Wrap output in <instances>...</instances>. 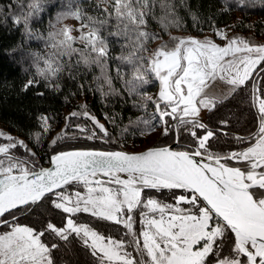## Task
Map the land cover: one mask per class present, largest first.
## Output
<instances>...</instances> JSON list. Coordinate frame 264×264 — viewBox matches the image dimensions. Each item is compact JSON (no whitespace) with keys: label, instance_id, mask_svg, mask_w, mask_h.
<instances>
[{"label":"snow or ice","instance_id":"snow-or-ice-1","mask_svg":"<svg viewBox=\"0 0 264 264\" xmlns=\"http://www.w3.org/2000/svg\"><path fill=\"white\" fill-rule=\"evenodd\" d=\"M100 4L108 7L101 9ZM17 5L23 8L24 0H17ZM238 6H248V0H239ZM7 7H13L12 0ZM44 7L45 0H27V11L9 15L15 25H23L30 37L45 40L50 49L45 55L35 54L37 75L48 86L63 71L64 58L71 61L75 56L76 64H95L103 71L112 58V43L121 42L122 47L132 48L127 56L114 58L133 66L132 79L126 81L129 93L139 95L143 106L151 103L155 108L151 119L135 123L143 124L149 133L159 123L162 135L171 134L176 144L187 132L191 143L184 150L166 145L139 153L58 151L51 155L50 166L42 167L24 141L0 130V139L7 141L0 143V264H61L56 254L61 248L76 253L77 244L90 257L86 264H264V44L229 37L213 25L223 45L209 37L169 36L171 47L165 42L144 56L141 53L148 52L150 41L162 39L147 31L150 18L158 19L164 32L170 25L179 27L170 0H99L97 15L68 0L55 21H49L46 36L34 34L31 28ZM157 8L163 13L159 17ZM4 11L0 5V13ZM69 18L78 26L63 23ZM150 76L159 82L157 96L139 91L151 82ZM107 82L111 85L110 79ZM37 83L29 79L23 90ZM246 89L256 128L247 136L231 135L246 145L243 149L220 151L213 141L218 134L230 135L225 131L232 115L229 105ZM81 107L82 113L72 112L70 117L82 114L108 136L104 125L86 106ZM204 113L210 121L211 114L216 115V127L204 122ZM39 122L44 132L50 130L48 116L41 115ZM86 138L98 137L92 132ZM62 139L64 135H58L52 145ZM17 148L28 157L17 156ZM146 190L172 192L173 202ZM49 205L65 214L61 224L50 219L41 227L20 223V214L43 216ZM137 212L139 232L134 228ZM81 213L123 225L127 231L120 238L105 235L75 219Z\"/></svg>","mask_w":264,"mask_h":264},{"label":"trees","instance_id":"trees-1","mask_svg":"<svg viewBox=\"0 0 264 264\" xmlns=\"http://www.w3.org/2000/svg\"><path fill=\"white\" fill-rule=\"evenodd\" d=\"M10 0H0V5L5 6L4 13H0V123L4 124L8 131L15 137L22 138L28 148L33 149L36 154L35 160L39 166L44 167L48 163L52 154L58 151L79 148H93L103 150L121 149L126 150L127 144L133 141L137 142V136L144 129L143 124H136L139 119H151L155 113L154 105L141 100L139 95L131 94L128 91L129 85L126 81L132 79L133 66L114 59L121 55L127 56L131 47H122L121 42H113L111 45L110 58L102 71L98 65L85 66L83 63L76 64L77 57L67 61L62 72L51 82L53 86H48V81L37 75L35 54L45 55L49 51L46 42L43 39H36L26 34L23 25H15L9 13L20 14L21 11H27V0H24L23 8L17 5V0H12L13 7H7ZM80 4L89 15H97L96 4L99 0H75ZM174 6L176 17L179 18V27L169 26L167 32L162 31L158 19L150 18L147 31L158 33L162 39L150 41L146 47L148 52L141 55L148 56L149 52L154 51L159 45L167 42L172 46L169 36H181L182 34L202 35L207 32H213L212 26L222 29L232 26L235 34L239 37L247 38L252 43L257 44L259 37L264 34V3L261 0H248V6L240 8L239 0H170ZM66 4L64 0H45L44 11L34 18L31 22L33 33L39 32L46 36L49 29V21H54L55 16L62 10L61 5ZM228 6L229 11H224ZM108 7L107 4H100V8ZM163 13L157 8L156 15L159 17ZM193 16L196 19H193ZM172 17H169V21ZM157 44H154L157 42ZM78 47L80 45H77ZM43 67V62H40ZM117 67L120 72L117 73ZM264 75V74H261ZM29 79H36L39 83L29 87L24 91V85ZM111 80V85L107 82ZM150 83L139 89L146 92L149 96H156L157 80L150 76ZM58 84L57 89L54 85ZM250 87V86H249ZM43 93V95H39ZM248 90H243L229 105L231 108V121L229 127L225 129L229 136L218 134L217 140L213 141L217 149L223 152L232 150H241L246 147L245 144L237 143L231 139V135L247 136L250 131L256 128V120L253 116L255 109L248 107ZM244 102L241 103L240 101ZM86 110L97 120L104 122V127L108 136L98 129L101 138L89 140L85 136L77 134H65L64 139L58 141L53 146L46 136H42L43 129L39 122L41 115L49 117V123L52 125H63L66 115L68 126L74 129L75 123H83L87 126L91 120L79 115L70 117L72 112L82 113ZM209 127H216V115L206 113L203 118ZM133 122V123H130ZM156 123V122H154ZM157 124V123H156ZM68 127L69 132L72 131ZM127 129V131H125ZM75 130V129H74ZM147 131V130H146ZM40 133V139L37 141L36 134ZM198 135L201 132L198 130ZM132 141V142H131ZM3 142V141H2ZM135 142V143H136ZM173 143L172 135H162L153 146L168 145ZM191 143V137L187 132L180 136V149H185ZM17 156L28 157V153L23 148L14 150ZM29 159H32L29 157ZM147 194L172 203V192L167 190L155 192L146 190ZM176 194H179L177 190ZM47 212L41 216L37 212L30 214H20L19 220L22 224L41 227L43 221L50 219L56 224L62 223V217L65 215L58 210L47 206ZM80 222H87L96 227L105 235L113 237H124L127 231L123 225H116L110 221L98 220L89 214H78L75 217ZM39 221V223H37ZM140 216L138 212L134 215V228L137 232L141 229ZM46 239H48L46 237ZM126 239H129L126 237ZM227 245L229 240H225ZM77 252L69 250L65 253L64 249L56 254L61 259V264L70 261L71 264H86L90 259L76 245ZM131 250V249H130Z\"/></svg>","mask_w":264,"mask_h":264},{"label":"rangeland","instance_id":"rangeland-1","mask_svg":"<svg viewBox=\"0 0 264 264\" xmlns=\"http://www.w3.org/2000/svg\"><path fill=\"white\" fill-rule=\"evenodd\" d=\"M61 1H63V0H61ZM67 2H68V0H64V3H67ZM54 21H55V19H54ZM63 23L67 24V25H70V26H78V24H79L78 21H76V20H74L72 18H69V19L63 21ZM222 29L227 31V35L229 37H237V35L235 34V31H237V30H234L232 26H228V27H225V28H222ZM189 36L196 37V38H199V39H203L204 37H209V38L213 39L217 44L223 45L225 43V41H223V40L219 39L217 36H215L213 32H207V33H204L202 35L182 34L179 37H189ZM258 41L259 42L257 44H264V34L259 37ZM157 43H158V41L155 42L154 44H157ZM48 51H50V49ZM150 54H151V52H149V55ZM159 89H160V85H159V82L157 80V89H156V92H155L156 96L158 95ZM205 114L206 113L203 114V118L205 117ZM67 118L68 117L66 115V118H65V121H64L63 125H60V126L58 125L57 126V125L50 124V130L47 131V132L43 131V133H41V135L44 136V137L46 136V138H48L49 141H53L58 135H61V134H63L65 136V134L73 135V134H77L78 133L77 135L86 137L87 135H91L92 132H95L97 137L102 138L100 136V133L98 132L99 128L96 127L93 124L92 120H91V123L88 122L87 126L85 125V122H83V123H75V125H73L74 129H75L74 130V129L71 128V126H68ZM98 121H99L100 124L104 125L103 121H101V120H98ZM77 125H79L80 127L85 128L86 132H81L79 130V128L77 127ZM68 127L70 129H72V131L69 132ZM0 130H2L5 133L11 134L8 131L7 127L4 124H2V123H0ZM144 132H145V134H143V135H141V133H139V135H136L138 137L136 139L137 142L136 141H133V142L131 141L132 143L127 144L125 149L127 151H134V152L144 150V149H146L148 147L153 146L154 143L158 140V138H160L162 136V131H161V127H160L159 123L156 124V127H155L154 131L149 133L148 131L144 130ZM11 135L13 137H15L13 134H11ZM16 138L18 140L24 141L22 138H19V137H16ZM0 143H7V141L3 140V139H0ZM31 150L33 151V149H31ZM48 164L49 163H46L44 166H47ZM69 191H72V189L69 188Z\"/></svg>","mask_w":264,"mask_h":264},{"label":"water","instance_id":"water-1","mask_svg":"<svg viewBox=\"0 0 264 264\" xmlns=\"http://www.w3.org/2000/svg\"><path fill=\"white\" fill-rule=\"evenodd\" d=\"M180 144V143H179ZM179 144H176V143H171V144H168L170 145L172 148L174 149H177V150H184V149H180L178 148L179 147ZM161 146H166V145H161ZM151 147H154V146H151ZM151 147H148V148H151ZM148 148L144 149V150H141V151H127V150H121V149H114V150H121V151H126V152H129V153H139V152H142V151H145L147 150ZM79 149H93V148H79ZM72 150H78V149H69V150H64V151H72ZM95 150H103V149H95ZM53 155V154H52ZM197 159H200L199 157H197ZM50 165L48 164L47 166H44V167H49ZM38 170V169H37Z\"/></svg>","mask_w":264,"mask_h":264}]
</instances>
